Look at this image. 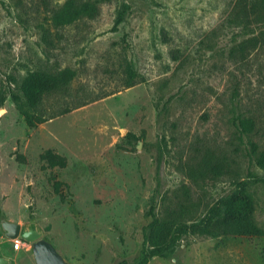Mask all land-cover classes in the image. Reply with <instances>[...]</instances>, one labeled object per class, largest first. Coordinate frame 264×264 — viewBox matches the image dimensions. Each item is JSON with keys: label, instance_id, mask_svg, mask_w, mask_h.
<instances>
[{"label": "rangeland", "instance_id": "rangeland-1", "mask_svg": "<svg viewBox=\"0 0 264 264\" xmlns=\"http://www.w3.org/2000/svg\"><path fill=\"white\" fill-rule=\"evenodd\" d=\"M68 1L0 0V218L35 217L70 264H134L152 208L191 222L241 191L264 232V13L249 0H75L96 12L57 24ZM68 68L67 91L40 108L49 120L29 128L22 80ZM47 150L68 166L46 168ZM14 245L0 225V264H36ZM148 264H264V233L177 231Z\"/></svg>", "mask_w": 264, "mask_h": 264}, {"label": "trees", "instance_id": "trees-1", "mask_svg": "<svg viewBox=\"0 0 264 264\" xmlns=\"http://www.w3.org/2000/svg\"><path fill=\"white\" fill-rule=\"evenodd\" d=\"M248 3L250 12L256 10V13H264V0H249ZM95 12L96 8L91 3H77L75 0H70L57 13L54 17V21L57 24H70L83 15H92ZM128 74V86H133L135 77L130 70ZM75 77L76 72L68 68L56 73L42 71L33 72L22 80L19 88L30 112V114H25V122L29 128H36L49 120L39 113L44 98L53 93L67 91ZM85 105H87V103H81L74 109ZM71 111V109H66L61 115L68 114ZM241 124L245 129H250V121L244 120L241 121ZM41 160L45 163L44 166L49 169H65L68 166L67 158L59 155L53 150L45 151L41 155ZM61 185L62 183L58 181L54 183L56 193H60ZM222 208L223 211L221 213L218 207H213L204 218L191 222H186L188 212H182L178 215L172 213L169 218L161 220L157 218L154 208H152L149 212L152 221L146 229L142 258L134 264H148L151 258L162 257L166 247L177 231H186L191 235L209 236L211 238H218L221 236L263 235V230L253 219L252 205L244 191L235 193L227 200L223 201ZM147 248L152 249V252L147 253ZM121 264L129 263L122 262Z\"/></svg>", "mask_w": 264, "mask_h": 264}, {"label": "water", "instance_id": "water-1", "mask_svg": "<svg viewBox=\"0 0 264 264\" xmlns=\"http://www.w3.org/2000/svg\"><path fill=\"white\" fill-rule=\"evenodd\" d=\"M0 225L7 239H18L32 246V254L36 264H70L55 246L44 238L45 232L35 217L24 224L0 218Z\"/></svg>", "mask_w": 264, "mask_h": 264}, {"label": "built area", "instance_id": "built-area-1", "mask_svg": "<svg viewBox=\"0 0 264 264\" xmlns=\"http://www.w3.org/2000/svg\"><path fill=\"white\" fill-rule=\"evenodd\" d=\"M15 241V248L16 249H19L21 245H23V242L21 240H14Z\"/></svg>", "mask_w": 264, "mask_h": 264}]
</instances>
